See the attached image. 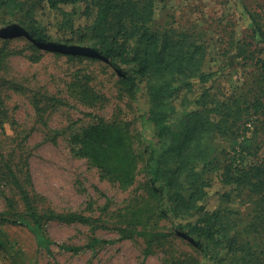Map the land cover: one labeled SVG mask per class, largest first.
<instances>
[{
	"label": "rangeland",
	"instance_id": "rangeland-1",
	"mask_svg": "<svg viewBox=\"0 0 264 264\" xmlns=\"http://www.w3.org/2000/svg\"><path fill=\"white\" fill-rule=\"evenodd\" d=\"M153 1L151 32L192 35L205 44V67L218 70L213 91L242 108L240 137L214 138L208 161L237 166L255 147L264 152V85L257 65L264 0ZM18 2L0 10V264H238L248 247L264 264V215L250 200L236 203L238 215L222 218L219 232L202 240L207 252L181 236L169 204L153 194L144 171L147 150L159 144L152 129H142L146 83L136 64L97 55L101 40L92 32L79 43V26L88 29L81 15L86 2L56 9L48 0ZM74 8L80 14H72ZM27 10L37 14L33 24ZM34 24L41 33L25 30ZM256 24L262 35H254ZM126 28L132 47L142 48L141 29ZM203 87L197 84L198 93ZM186 95L182 85L169 96L173 120ZM100 119L126 126L132 136L139 155L132 183L92 163L72 142ZM225 190L217 181L206 206H226L220 199Z\"/></svg>",
	"mask_w": 264,
	"mask_h": 264
},
{
	"label": "trees",
	"instance_id": "trees-1",
	"mask_svg": "<svg viewBox=\"0 0 264 264\" xmlns=\"http://www.w3.org/2000/svg\"><path fill=\"white\" fill-rule=\"evenodd\" d=\"M18 1L0 0V10L12 4L19 5L21 2ZM84 1L87 7L81 15L86 17L88 29L85 31L79 26V43L92 32V37L101 40L97 55L111 62L136 64L138 77L146 83L149 108L142 129H152L159 144L151 151L147 150L144 171L153 194L169 204L181 236L190 237L207 252L202 240L219 232L216 224L222 218L238 215L236 203L241 206L242 200H250V207L254 203L255 212L264 215V152L258 151L261 148L255 147L254 152L245 153L247 162L237 166H221L208 161L214 138L234 140L240 137L238 125L243 113L230 96L220 97L213 91L217 87L215 74L218 70L205 67L206 45H199L192 35L176 39L170 32L162 36L152 33L149 23L154 14L153 0ZM48 2L56 9L59 3L75 5L80 0ZM77 13L80 14L74 8L72 14ZM25 15L31 17L32 24L36 22L35 11L27 10ZM128 24L141 29L145 41L142 48L132 47L131 34L126 28ZM25 30L41 33L39 24ZM254 32L255 36L262 35L259 24ZM65 41L75 42L74 38ZM261 41L264 43V38ZM257 65L260 83L264 85V44L258 48ZM127 77L130 83L135 80ZM198 83L204 86L200 93L196 90ZM182 85L187 89L185 108L173 120L169 96ZM262 107L263 103L258 101L257 111ZM72 142L92 163L111 168V172L125 183L133 182L139 155L126 126L100 119L76 133ZM217 181L226 187L220 196L221 203L226 206L211 210L205 202ZM31 210L36 225H39V215ZM243 251L244 259L238 264H260L252 247Z\"/></svg>",
	"mask_w": 264,
	"mask_h": 264
}]
</instances>
